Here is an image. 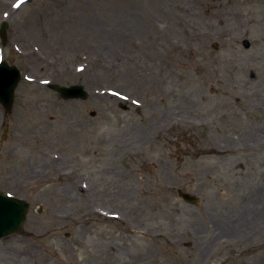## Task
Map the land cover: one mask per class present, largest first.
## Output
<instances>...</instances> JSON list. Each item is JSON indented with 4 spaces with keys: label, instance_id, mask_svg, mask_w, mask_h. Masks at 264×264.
<instances>
[{
    "label": "rangeland",
    "instance_id": "1",
    "mask_svg": "<svg viewBox=\"0 0 264 264\" xmlns=\"http://www.w3.org/2000/svg\"><path fill=\"white\" fill-rule=\"evenodd\" d=\"M3 20L0 190L30 208L0 264H208L220 213L264 198V0H0ZM258 209L234 264H264Z\"/></svg>",
    "mask_w": 264,
    "mask_h": 264
},
{
    "label": "water",
    "instance_id": "2",
    "mask_svg": "<svg viewBox=\"0 0 264 264\" xmlns=\"http://www.w3.org/2000/svg\"><path fill=\"white\" fill-rule=\"evenodd\" d=\"M8 27L6 20L1 22L0 36L4 42ZM21 75V69L17 65L10 64L5 59L0 61V104L6 114L10 113L14 107L15 91L21 81ZM51 88L56 90L59 96L64 99H85L88 96V91L82 84H70L69 86L53 84ZM177 194L190 204H199L200 202L196 195L188 193L182 188L177 189ZM29 208L30 203L26 199L0 190V240L15 233L22 234L25 232L24 226Z\"/></svg>",
    "mask_w": 264,
    "mask_h": 264
},
{
    "label": "flooded vegetation",
    "instance_id": "3",
    "mask_svg": "<svg viewBox=\"0 0 264 264\" xmlns=\"http://www.w3.org/2000/svg\"><path fill=\"white\" fill-rule=\"evenodd\" d=\"M253 197L250 195L243 196L241 198L243 203L240 206L238 204L233 209L227 207V210L225 209L226 211H224L226 213H220L221 221L229 224L225 223V226L223 225L221 231L215 236L214 245L211 246L209 251L211 259L208 264H234L237 259L244 258L246 253L259 246L258 236L260 231L254 225L253 218L248 211L249 209L254 210ZM201 200L204 202L203 199ZM258 200L262 202V205H259L261 207L260 210L264 209V198L260 197ZM260 215L263 218L261 219L260 229L264 231V224H262L264 223V214ZM216 245H219V248L214 250ZM256 258L257 255L253 253L252 259L248 260V263L255 264Z\"/></svg>",
    "mask_w": 264,
    "mask_h": 264
},
{
    "label": "bare ground",
    "instance_id": "4",
    "mask_svg": "<svg viewBox=\"0 0 264 264\" xmlns=\"http://www.w3.org/2000/svg\"><path fill=\"white\" fill-rule=\"evenodd\" d=\"M183 118L186 119V118H187V115H185V116H184V115H180V118H179V119H181V121H183V123L185 124L186 122L183 120ZM255 204L258 205V207H260L259 205H262V202H261L260 200L257 199L256 202H255ZM256 205H255V206H256ZM256 209H257V208H256ZM256 209H255V210H256ZM256 214H264V209H262V210H259V209H258L257 212H256Z\"/></svg>",
    "mask_w": 264,
    "mask_h": 264
}]
</instances>
